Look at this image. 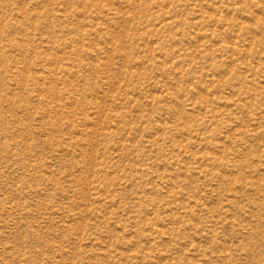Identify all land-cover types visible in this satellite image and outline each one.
Returning a JSON list of instances; mask_svg holds the SVG:
<instances>
[{
	"label": "rangeland",
	"instance_id": "rangeland-1",
	"mask_svg": "<svg viewBox=\"0 0 264 264\" xmlns=\"http://www.w3.org/2000/svg\"><path fill=\"white\" fill-rule=\"evenodd\" d=\"M0 264H264V0H0Z\"/></svg>",
	"mask_w": 264,
	"mask_h": 264
}]
</instances>
